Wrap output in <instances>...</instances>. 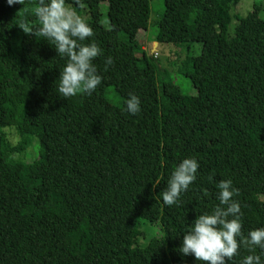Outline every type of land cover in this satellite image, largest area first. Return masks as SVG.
<instances>
[{
  "label": "trees",
  "instance_id": "1",
  "mask_svg": "<svg viewBox=\"0 0 264 264\" xmlns=\"http://www.w3.org/2000/svg\"><path fill=\"white\" fill-rule=\"evenodd\" d=\"M106 1L109 27L99 0H80L83 7L66 0L94 30L82 43L100 47L93 63L103 78L91 95L66 99L58 79L67 58L18 25H38L37 0L12 6L0 0V264H201L179 248L196 216L219 204L222 179L239 189L234 199L244 237L264 227L260 6L238 17L230 37L231 9L240 0H163L154 39L175 44L171 64L196 89L190 94L177 75L159 76L157 57L142 50L138 36L149 28L151 8L140 0ZM108 57L113 63L105 70ZM129 93L140 98L137 114L126 111ZM154 110L161 138L157 174ZM8 127L25 147L35 146L36 159L10 160ZM187 157L199 163L196 180L179 203L165 205L171 173ZM139 219L153 228L145 245ZM248 255L264 261V250L241 244L228 264Z\"/></svg>",
  "mask_w": 264,
  "mask_h": 264
},
{
  "label": "clouds",
  "instance_id": "2",
  "mask_svg": "<svg viewBox=\"0 0 264 264\" xmlns=\"http://www.w3.org/2000/svg\"><path fill=\"white\" fill-rule=\"evenodd\" d=\"M23 2L24 0H7L9 6ZM76 3L83 7L80 0H76ZM34 15L38 25L21 21L18 23L19 27L26 34L38 35L48 40L60 57L67 58L58 79L59 94L66 99L77 94L91 95L103 79L93 63L102 54L100 47L94 41L82 43L94 36L93 28L83 16L66 5V0H37ZM112 63V58L108 57L105 70ZM125 106L126 111L137 114L140 111V98L129 93ZM198 168L199 163L194 157L184 158L177 165L163 191L165 205L179 203L181 193L196 180ZM217 187L219 204L211 213L196 216L183 234L179 248L181 254L193 255L201 264H228L239 254L241 244L264 250V227L250 230L246 238L243 235L241 206L234 199L238 196L239 189L233 187L230 179H222ZM241 264H264V261H261L259 255H248Z\"/></svg>",
  "mask_w": 264,
  "mask_h": 264
},
{
  "label": "rangeland",
  "instance_id": "3",
  "mask_svg": "<svg viewBox=\"0 0 264 264\" xmlns=\"http://www.w3.org/2000/svg\"><path fill=\"white\" fill-rule=\"evenodd\" d=\"M99 2H101L100 11L102 13V23L105 27H109V22L107 19L108 3L106 0H99ZM140 3L143 6H149L151 8L149 28L147 30L140 31L138 36V41L142 46V50H145L150 54L154 53L155 57H157L156 60H158L157 63H158L159 76H162L165 73L170 75L171 78H175L178 76L176 82H178L183 86V90L187 91L190 94H195L196 89L193 86H191V84L185 79L183 75H181V66L179 65L180 67L178 66L175 67L174 65L171 64V61L174 60V56L170 54L171 51L176 48L174 47L175 44H166L165 46H162L156 43L154 39L157 33V28L153 27V24L157 20L158 17L157 13L161 12L163 9V0H140ZM254 4H258L260 6L259 16L262 19H264V0H240L237 4L233 5L231 9L232 21L229 25V30H228V34L230 37L234 36V29L238 23V17H245L249 13H251L254 10ZM196 46L198 47L199 44H196ZM181 56L184 57L183 51L181 53ZM194 62H195V69L197 72H199L201 70L200 58L196 56ZM158 118H159L158 111L154 110L153 113L151 114V121L153 127L151 128V135H152V143L154 146V155H155L153 174H157L160 170L159 144L161 142V138L158 127ZM4 130L6 137L9 139L13 147V149L10 151L9 154V158L11 161L13 162L20 161L21 159H24L26 154L32 156L35 154V148H34L35 146H31L29 148L25 147L22 136L19 135V133L15 129L8 127V128H4L3 131ZM37 156L38 155L36 152V154L30 160L36 159ZM151 178L152 177L148 178L146 182V189L148 191H150L149 185L152 181ZM138 224H139V228L144 232V235L140 238L139 244L145 245L152 236L153 228L150 225V223L144 219H139Z\"/></svg>",
  "mask_w": 264,
  "mask_h": 264
},
{
  "label": "water",
  "instance_id": "4",
  "mask_svg": "<svg viewBox=\"0 0 264 264\" xmlns=\"http://www.w3.org/2000/svg\"><path fill=\"white\" fill-rule=\"evenodd\" d=\"M157 43V42H156Z\"/></svg>",
  "mask_w": 264,
  "mask_h": 264
}]
</instances>
